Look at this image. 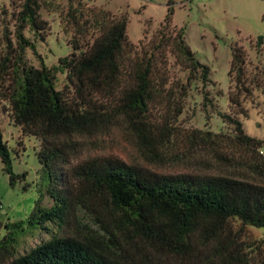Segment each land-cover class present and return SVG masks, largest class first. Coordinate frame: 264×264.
<instances>
[{"label": "trees", "instance_id": "1", "mask_svg": "<svg viewBox=\"0 0 264 264\" xmlns=\"http://www.w3.org/2000/svg\"><path fill=\"white\" fill-rule=\"evenodd\" d=\"M172 4L166 0L164 28L170 23ZM38 9V0H22L15 18L14 47L4 36L0 102L21 136L36 141L35 155L46 184L24 220L3 225L0 264H162L167 257L201 255L199 245L208 249L205 259L210 263L264 264V255L255 263L243 254L232 233L233 223L239 225L238 232L244 227L264 230V184L227 176L157 174L113 157L71 164L84 139L123 127L144 154L156 157L184 136L216 154L225 146L232 147L230 152L235 147L264 177V155L260 153L264 142L248 137L240 122L226 114L218 117L230 132L191 130L182 134L172 116L174 109L169 110L171 91L164 78L155 77L152 55L124 66L123 56L132 49L125 35V15L111 18L84 51L72 39V52L55 65H28L25 51L36 52L24 31L42 40L41 32L47 27ZM77 14L69 5L66 16L75 26ZM173 34L169 39L162 32L155 50L171 40L176 58L188 72L187 84L207 83L209 68L194 58L183 40V30ZM230 55L228 74L235 76L227 104L236 114L240 113V97L251 93L241 49L233 46ZM58 73L66 80L60 90L56 87ZM174 112L177 116L179 108ZM0 163L10 186L24 179V173L12 172L1 131ZM34 239L38 243L23 248L27 240ZM259 252L258 247L251 251Z\"/></svg>", "mask_w": 264, "mask_h": 264}, {"label": "rangeland", "instance_id": "2", "mask_svg": "<svg viewBox=\"0 0 264 264\" xmlns=\"http://www.w3.org/2000/svg\"><path fill=\"white\" fill-rule=\"evenodd\" d=\"M21 2L0 0V57L5 52L4 36L14 47L15 18ZM172 3L170 23L164 28L166 0H38L39 17L47 27L41 32L42 40L32 38L27 29L24 31V36L33 41L36 52L33 55L28 49L25 51L27 64L34 68L41 64L47 67L55 65L59 58L72 52L73 40L84 51L100 36L111 18L125 15V35L132 49L123 56L124 66L128 67L140 57L152 55L155 77L164 78L166 89L171 91L169 110L174 109L172 116L182 134L191 130L230 132L218 117V114H226L240 122L248 137L264 142V0H189L183 4L172 0ZM69 5L78 11L76 26L67 19ZM178 29L183 30V40L194 58L209 68L207 83L194 81L187 84L188 72L184 63L176 58L171 40L168 46L155 50L162 32L165 36L170 35L171 39ZM258 38H261L259 47ZM233 46L243 53L245 79L251 93L240 97V113L236 114H233L236 110L227 104V94L234 88L235 75L228 74ZM64 85L65 75L58 73L57 89ZM182 88H185L184 94H181ZM5 107L0 102L2 140L9 150L12 172L17 175L24 173L25 177L10 186L0 163V238L5 233L4 224L27 217L34 202L44 193L46 184L35 155L36 141L32 137L21 136ZM164 108L162 105L159 109L163 112ZM178 108L180 113L176 116L174 111ZM224 148L218 149L221 154H216L210 147L190 142L184 136L177 138L174 146L160 151L161 155L156 157L144 154L128 130L113 127L84 139L82 149L71 164L87 158L113 157L157 174L227 176L264 184V177L250 167L249 159L239 149L234 147L230 152L232 147ZM232 226L233 240L243 254L256 263L264 255V230L244 227L238 232L239 225L233 223ZM38 241L27 240L23 248L33 247ZM199 246L197 251H201L202 256L167 257L162 259V264H218L216 260L208 262L205 259L210 254L208 249ZM256 247L260 249L259 254L251 253ZM23 251L20 249L19 254Z\"/></svg>", "mask_w": 264, "mask_h": 264}, {"label": "water", "instance_id": "3", "mask_svg": "<svg viewBox=\"0 0 264 264\" xmlns=\"http://www.w3.org/2000/svg\"><path fill=\"white\" fill-rule=\"evenodd\" d=\"M260 44H261V38H258V39H257V47H259Z\"/></svg>", "mask_w": 264, "mask_h": 264}, {"label": "built area", "instance_id": "4", "mask_svg": "<svg viewBox=\"0 0 264 264\" xmlns=\"http://www.w3.org/2000/svg\"><path fill=\"white\" fill-rule=\"evenodd\" d=\"M185 2H186V0H179V3H180V4H183V3H185ZM260 153L263 154V151H261Z\"/></svg>", "mask_w": 264, "mask_h": 264}]
</instances>
